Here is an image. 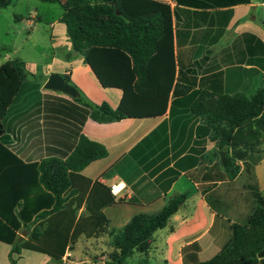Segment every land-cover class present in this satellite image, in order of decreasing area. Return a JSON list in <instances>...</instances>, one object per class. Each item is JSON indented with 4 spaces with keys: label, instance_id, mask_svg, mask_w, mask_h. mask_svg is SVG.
Masks as SVG:
<instances>
[{
    "label": "crops",
    "instance_id": "1",
    "mask_svg": "<svg viewBox=\"0 0 264 264\" xmlns=\"http://www.w3.org/2000/svg\"><path fill=\"white\" fill-rule=\"evenodd\" d=\"M182 1L162 0L172 10L175 58L174 82L163 114L111 123L87 119L83 123L79 103L44 88L54 73L68 77L79 97L91 104L105 102L117 109L124 96L121 88L103 86L84 56L73 49L66 25L60 22L62 10L49 20L48 62L20 59L30 76L3 119L2 141L27 163L65 159L82 135L106 147L108 155L81 173L108 188L119 187L112 193L114 204L104 209L109 231L122 229L136 215L158 213L169 200L187 194L165 228L154 233L149 251L130 257L142 264H194L212 259L231 238V226L245 225L257 205L248 179L241 182L242 173L233 180L218 177V143L208 121L196 115L192 105L202 92L250 97L262 86L264 0ZM17 15L26 17L18 23L31 31L44 22L37 5ZM176 86L180 92L187 87L191 90L175 95ZM263 168L264 157L255 165L250 184L261 195ZM87 214L85 207L79 211V215ZM27 236L28 231L23 230L21 237ZM86 240H94L99 248L110 247L112 237L82 236L61 260L25 250L17 264H55L53 260L69 264L74 257L76 264H82L87 253L79 243ZM192 245L197 249L183 253ZM10 252L11 246L0 242V264H11Z\"/></svg>",
    "mask_w": 264,
    "mask_h": 264
},
{
    "label": "trees",
    "instance_id": "2",
    "mask_svg": "<svg viewBox=\"0 0 264 264\" xmlns=\"http://www.w3.org/2000/svg\"><path fill=\"white\" fill-rule=\"evenodd\" d=\"M40 1L60 5V22L66 25L73 49L84 56L102 85L124 91L117 109L105 102L95 105L82 97L73 99L81 105L83 123L87 119L111 123L165 112L175 67L172 10L168 4L162 0ZM14 2L0 0V10ZM25 18L14 16L16 22ZM29 76L25 63L18 58L0 66V242L11 246V264H17L25 250L61 260L82 236L91 239L105 234L112 237L105 264H126L134 253H147L154 233L165 228L187 194L169 200L158 213L136 215L122 229L109 231L104 209L115 202L111 189L81 173L90 163L108 155L105 146L82 135L65 159L52 157L27 163L2 141L3 119ZM65 79L69 82L68 77ZM178 89L176 86L175 95L191 90ZM192 111L208 121L219 151H233L224 165L218 162V177L233 180L241 171L238 162H244L249 172L252 152L242 153L237 137L242 138L241 131L247 125L264 126V82L250 97L202 92ZM248 188L253 190L257 205L246 224L232 225L231 238L221 251L210 260L194 264L264 262L258 258L264 249V198L257 187ZM83 207L87 215H79ZM23 230L28 231L26 238L21 237ZM190 249L197 246H189L183 253Z\"/></svg>",
    "mask_w": 264,
    "mask_h": 264
},
{
    "label": "rangeland",
    "instance_id": "3",
    "mask_svg": "<svg viewBox=\"0 0 264 264\" xmlns=\"http://www.w3.org/2000/svg\"><path fill=\"white\" fill-rule=\"evenodd\" d=\"M34 5L38 6L39 14L44 16V22L39 23L35 31H31L27 28H23L22 24L16 22L14 16L17 14H26L27 10ZM60 11H62L60 6L43 3L40 0H15L12 6L0 10V65L7 59L15 58L22 59L28 63L48 62V58L51 56L48 24L49 20L57 17ZM9 48L10 51H6ZM240 136H242V138L239 136L237 137L239 150L242 153L252 152V156L248 158V164L250 165L249 172L245 168L244 162H238L237 165L241 166L240 173H242L243 176L241 182L242 179L245 178L248 179L247 183L249 182L250 185L254 180L255 165L264 157V126L259 127L256 124L252 126L247 125L242 129ZM251 143L254 144L253 148L248 147ZM220 152L221 151L217 149V162H221ZM224 152L225 159L228 154H233L232 149H228V153L227 151ZM247 183H245L244 186H248ZM262 196H264V193ZM79 246L84 253H87L86 257L83 256L85 262L82 264H105L107 261L105 255H108L112 250L108 245H106V247H97L94 240H90L89 242L87 240L84 242L82 241L79 243ZM75 256L77 255L75 254ZM71 260L72 263L70 262L69 264H76L75 257ZM53 261V263H57L56 260ZM126 264L142 263L138 258H130ZM144 264L146 263L144 262Z\"/></svg>",
    "mask_w": 264,
    "mask_h": 264
},
{
    "label": "water",
    "instance_id": "4",
    "mask_svg": "<svg viewBox=\"0 0 264 264\" xmlns=\"http://www.w3.org/2000/svg\"><path fill=\"white\" fill-rule=\"evenodd\" d=\"M44 88L49 91L56 93H61L67 95L73 99H76L80 96L79 91L75 86L69 83L64 77L58 74H51L46 81ZM221 163L225 164V152H220ZM258 258L264 259V249L258 254ZM236 264H245L243 260H239Z\"/></svg>",
    "mask_w": 264,
    "mask_h": 264
},
{
    "label": "built area",
    "instance_id": "5",
    "mask_svg": "<svg viewBox=\"0 0 264 264\" xmlns=\"http://www.w3.org/2000/svg\"><path fill=\"white\" fill-rule=\"evenodd\" d=\"M110 189H111L112 193H116V192H118L119 187H117L116 185H112Z\"/></svg>",
    "mask_w": 264,
    "mask_h": 264
},
{
    "label": "clouds",
    "instance_id": "6",
    "mask_svg": "<svg viewBox=\"0 0 264 264\" xmlns=\"http://www.w3.org/2000/svg\"><path fill=\"white\" fill-rule=\"evenodd\" d=\"M115 194V193H114Z\"/></svg>",
    "mask_w": 264,
    "mask_h": 264
}]
</instances>
